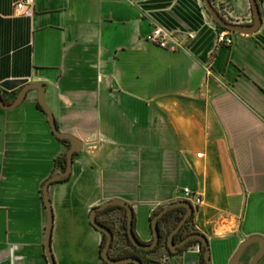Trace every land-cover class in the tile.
I'll return each mask as SVG.
<instances>
[{
    "label": "crops",
    "instance_id": "crops-1",
    "mask_svg": "<svg viewBox=\"0 0 264 264\" xmlns=\"http://www.w3.org/2000/svg\"><path fill=\"white\" fill-rule=\"evenodd\" d=\"M18 1L0 0V93L11 103L25 84L44 83L58 128L82 141L70 177L49 186L56 264H109L90 220L109 199L132 206L149 243L153 212L182 200L185 186L203 197L191 224L208 237L212 264H229L246 237L264 238V0L259 29L231 31L230 46L218 44L204 0H34L29 15ZM214 3L228 20L252 22L250 0ZM155 26L180 47L147 41ZM38 103L30 89L0 106V264H49L42 188L70 144ZM124 216L99 212L115 230L110 254L130 248ZM248 248L238 264L259 244ZM163 249L146 264H161ZM170 255L202 264L198 243Z\"/></svg>",
    "mask_w": 264,
    "mask_h": 264
},
{
    "label": "water",
    "instance_id": "water-1",
    "mask_svg": "<svg viewBox=\"0 0 264 264\" xmlns=\"http://www.w3.org/2000/svg\"><path fill=\"white\" fill-rule=\"evenodd\" d=\"M250 3L252 7V12H253L252 22L242 23V22H234V21L228 20L218 11V9L213 4L212 0H204L205 7L210 13L211 17L221 27L227 30L233 31V32H242V33H247V34L257 31L262 24V13L260 10V5L258 3V0H250ZM30 89L38 90V102L41 105L43 111H45V113L48 116V121H49L51 130H52V133L56 137L60 139H67L70 142V146L66 152L65 169L48 177V179H46V181L44 182V185L42 188L43 200H44L46 210H47V224H46V230H45V251H46L48 263L56 264L53 253H52V248H51L53 211H52L51 199L49 196V186L53 182H56L64 177H68L71 174L73 156L76 152H79L81 150L82 141L75 135L62 131L58 128L54 113L52 112V110L50 109V107L45 101V98H44L45 85L42 82H33V83L25 84L19 91L15 100L11 103H6L2 95L0 94V106L3 108H12V107L17 106L23 101L27 92ZM111 205H120L127 210L128 237L135 247L143 249V250H152L159 245L160 232H159L158 222L160 218L171 208H176V207H181V206L185 207L186 211L184 215L179 220L177 225L173 229H171V231L169 232L167 236V246L172 253H177L189 241L193 239H197L199 241L198 242L199 246L202 245L204 247L205 264H212L209 239L204 233L200 231H196V232L189 233L188 235H186L183 239H181L178 242H175L174 240L175 234L179 232V230L183 227V225L187 222L188 218L194 212V206L189 201L182 199V200L170 202L164 205L163 207H161L159 211L151 218V229L153 232L152 241H150L149 243H142L136 238L133 232V213L134 211H133L132 206L125 200L118 199V198L109 199L105 201L104 203L93 207L90 213V220H91L92 225L96 229L100 230L102 233H105L106 235V242L101 250L100 255L102 259L105 260L107 263L109 264H143L139 258H132V257L115 258L110 255V248H111L112 241L114 238V233L109 227L104 225L98 219V215H99V212L105 210L107 207ZM253 243H258L259 248L251 257L249 264H258L260 258L264 255V238L259 235H252V236L246 237L237 247L236 251L234 252L233 256L231 257L229 261V264H238L244 252L246 251L247 247Z\"/></svg>",
    "mask_w": 264,
    "mask_h": 264
},
{
    "label": "trees",
    "instance_id": "trees-1",
    "mask_svg": "<svg viewBox=\"0 0 264 264\" xmlns=\"http://www.w3.org/2000/svg\"><path fill=\"white\" fill-rule=\"evenodd\" d=\"M259 3V1H258ZM218 27L219 28H222V29H225L223 27H221L218 23H217ZM1 94V93H0ZM38 108L42 110V107L41 105L38 103L37 104ZM62 142L66 143L67 146H69L70 142L69 140L67 139H60ZM55 165L56 167L59 169V170H64L65 169V166H66V153H64L63 155L59 156L56 161H55ZM70 177V175L68 177H64L58 181H63V180H66ZM57 182V181H56ZM110 207H120L124 210L125 212V216L122 220V223H121V229L123 230V235L124 237L126 238L128 244L130 245V248L128 249H122L121 251H119L117 254H110L112 257H115V258H127V257H132V258H139L143 264H146V262L149 260V257H148V254L150 252H153L157 249H159L160 247H162L163 245H165L168 249V252L169 253H172L170 251V249L168 248L167 246V236L169 234V232L171 231V229H173L177 223L179 222V220L182 218V216L184 215L185 211H186V208L185 207H176V208H171L169 209L159 220L158 222V225H159V232H160V242H159V245L152 249V250H143V249H140V248H137L135 247L132 242L130 241L129 237H128V234H127V210L120 206V205H113V206H109L107 207L104 211H106L107 209H109ZM159 211L156 210L153 212L151 218ZM194 212H195V207H194ZM194 212L193 214L188 218L187 222L183 225V227L179 230V232H177L175 234V239L178 238V239H183L186 235H188L189 233H192V232H196L198 230H196L195 228H191L190 230H186L188 224H191V221L193 220V217H194ZM104 225H106L107 227H109L113 233H115V230L113 228L112 225H110L108 222H105L103 220H100ZM135 221H136V216H135V213H133V232L136 236V238L142 242V243H146V242H143L142 240L139 239L136 231H135ZM105 242H106V235L105 233H102V240H101V243H100V253H101V250L103 248V246L105 245ZM199 241L197 239H193L191 241H189L185 246H183L180 250L182 251L186 246L192 244V243H198ZM112 247V245H111ZM178 253V252H177ZM176 254V253H174ZM200 257H201V263L202 264H205V261H204V247L201 245L200 246ZM104 262H106L104 260ZM107 263V262H106Z\"/></svg>",
    "mask_w": 264,
    "mask_h": 264
},
{
    "label": "built area",
    "instance_id": "built-area-1",
    "mask_svg": "<svg viewBox=\"0 0 264 264\" xmlns=\"http://www.w3.org/2000/svg\"><path fill=\"white\" fill-rule=\"evenodd\" d=\"M33 4L34 0H19L16 6L22 14L29 15L32 13ZM145 39L162 48H169L171 43L180 47V43L175 41V36L160 26H155L154 29L146 35ZM217 41L219 45L230 46L233 42L232 32L227 29L219 28ZM201 154V152L197 153L198 156H201ZM182 199L189 201L194 207H198L203 203L202 195L187 186L182 189ZM171 258L170 253L165 250L159 255L161 264H172Z\"/></svg>",
    "mask_w": 264,
    "mask_h": 264
},
{
    "label": "rangeland",
    "instance_id": "rangeland-1",
    "mask_svg": "<svg viewBox=\"0 0 264 264\" xmlns=\"http://www.w3.org/2000/svg\"><path fill=\"white\" fill-rule=\"evenodd\" d=\"M212 2H213V4H215L214 3V0H212ZM215 7L218 9L219 8V6L218 5H215ZM219 11V10H218ZM220 13H221V11H219ZM222 14V13H221ZM223 15V14H222ZM191 228H193V226H192V224H188V226H187V228H186V230H190ZM163 250H165V251H167L168 252V249H167V247L165 246V245H163ZM250 252H249V248L244 252V254H243V256H242V258L240 259V261H242V260H245V261H247L248 260V257H249V254Z\"/></svg>",
    "mask_w": 264,
    "mask_h": 264
},
{
    "label": "flooded vegetation",
    "instance_id": "flooded-vegetation-1",
    "mask_svg": "<svg viewBox=\"0 0 264 264\" xmlns=\"http://www.w3.org/2000/svg\"><path fill=\"white\" fill-rule=\"evenodd\" d=\"M174 240H175V242H178V241H180V239H178V238H176V239H175V237H174Z\"/></svg>",
    "mask_w": 264,
    "mask_h": 264
}]
</instances>
